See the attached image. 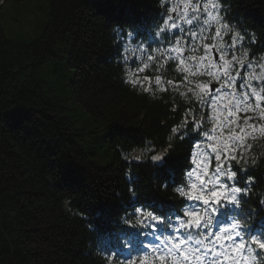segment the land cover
Segmentation results:
<instances>
[{
    "label": "trees",
    "instance_id": "1",
    "mask_svg": "<svg viewBox=\"0 0 264 264\" xmlns=\"http://www.w3.org/2000/svg\"><path fill=\"white\" fill-rule=\"evenodd\" d=\"M40 5L33 32L20 39L0 24V264H115L98 249L106 231L139 210L172 216L187 208L198 128L212 124L199 86L214 80L196 63L213 39L232 51L234 69L240 56L261 63L264 0ZM262 86L260 106L252 98L222 126L229 143L215 159L230 153L242 219L254 228L264 224V76ZM230 89L242 95L239 83ZM92 121L111 129L107 166L79 147ZM134 151L144 156L126 160Z\"/></svg>",
    "mask_w": 264,
    "mask_h": 264
},
{
    "label": "rangeland",
    "instance_id": "2",
    "mask_svg": "<svg viewBox=\"0 0 264 264\" xmlns=\"http://www.w3.org/2000/svg\"><path fill=\"white\" fill-rule=\"evenodd\" d=\"M41 2L43 0L5 1L2 7L3 13L0 16V24L5 35L10 39H20L29 32H33L37 19L41 16ZM86 127L88 132L80 137L81 151L100 166L111 164L114 160V150L109 145L111 129L101 121H92ZM134 158L139 157L136 154ZM155 159L161 161V154L157 153Z\"/></svg>",
    "mask_w": 264,
    "mask_h": 264
}]
</instances>
